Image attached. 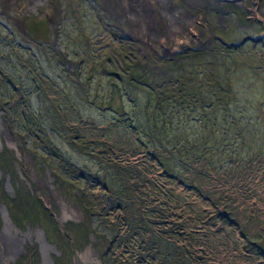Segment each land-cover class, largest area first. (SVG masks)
<instances>
[{
  "label": "trees",
  "instance_id": "16d2710c",
  "mask_svg": "<svg viewBox=\"0 0 264 264\" xmlns=\"http://www.w3.org/2000/svg\"><path fill=\"white\" fill-rule=\"evenodd\" d=\"M46 20L47 17L44 21L31 22L37 24L34 33L38 34L41 28L40 31L46 34L45 38L49 34ZM27 22L26 18L25 31L29 32ZM214 46L203 51L205 56H200L207 63L197 67L195 63L200 60L180 56L170 69L152 71V79L145 75L143 80H148H144L146 84L142 82V85L130 84L122 76L119 80L112 75L114 69H107L105 72L111 75L106 73L104 83L110 85L111 78L116 88H111L113 83L106 88L115 92V96L108 100L113 102L105 104L96 102L101 100L96 97L98 95L92 100L80 97V93H89L91 87H95L91 79L93 73L84 84L78 81V77L88 75V71L84 68L81 74L78 71L76 75L73 73L79 83L74 90L76 100L97 105L99 109L107 105L110 110L118 113L121 111L118 108H123L131 95L125 96L122 93L126 88L132 86L143 92L144 99H139L133 88L126 89L134 95L130 99L134 105L141 101L143 105L145 101L150 107L148 112L151 114L145 118L146 122L144 118L143 121L139 118L140 112L135 111L137 116L132 118L128 127L119 126V117H115V121L109 120L106 125L94 123L95 126L88 127L84 123L88 119L70 117L73 109L62 92L64 82L57 87L60 97L58 93L57 96L55 93L50 96V102L54 104L46 102L43 111L39 110L40 115L28 105L20 111L3 109L6 111L8 128L17 137L19 153L29 156L35 166L41 165L44 171L48 170L61 192L70 197L83 213L82 221L60 222L57 220L58 210L55 206L47 208L32 188L23 189L15 178L13 183L12 174L9 170L6 172L13 195L7 193L4 185L1 199L8 214L17 228L23 225L13 215L12 201L21 213L24 226L35 223L43 230L48 242L55 246V252L51 253L52 264H72L71 260H67L87 245H91L97 252L101 264H209L204 260L206 256L203 251L205 247L214 244L216 234L225 232L238 233L243 245L255 246L254 255L264 260V225L254 212L257 209L249 207L253 208L251 212L248 207L240 206L231 197L232 193L225 191L227 187H247L249 182L260 180L264 173V151L260 147H252L258 143L253 126L260 118L255 117L254 107L246 102V95L239 104L242 111L251 108V117H246L242 122L233 118V112L228 107L232 87L227 85V80L231 78L225 77V66L221 61L222 74L213 64L210 56L221 53L213 51ZM221 47L225 50L234 48L227 45ZM39 49L43 51L41 46ZM62 50L54 49L52 45V55L56 56L54 60L62 59L66 68L67 56L64 52L61 54ZM18 54L23 53L20 51ZM191 64L196 66V76L189 73L191 79L188 80L187 88L176 91L184 97H168L174 86L163 81L164 74L174 72L181 75L189 71ZM0 69V80L1 77L4 79L3 75L11 74ZM96 71L100 73L98 69ZM61 72L62 80L65 79L71 86L77 84H73L69 71L65 73L61 69ZM37 78L42 83L49 82V78L42 73L38 72ZM4 82L11 83L8 79H4ZM139 85V89L136 88ZM209 85H215L214 93H211ZM18 86L22 88V83L18 82ZM11 87L9 92L14 91ZM96 87L93 92L101 93ZM7 89H2L0 94ZM237 92L233 93L234 96ZM65 122L68 125L67 142L72 149L77 150L80 161L74 162L72 156L59 147L45 125L50 124L56 134L64 136L59 129ZM138 124L143 131L142 136L136 129ZM188 124L193 127L188 128ZM96 127L100 131L94 135ZM151 133L158 137H168V141L176 139L171 146L160 144L165 150V157L159 158L157 143L142 139ZM131 134L134 137H130ZM128 142L131 144L125 145ZM209 145L214 146L212 152ZM245 148L248 151L243 156ZM144 149L150 154H146ZM11 150L3 146L0 151V168L11 166L16 174V166L20 165V161L17 152ZM200 151L204 153L203 156H199ZM187 155L191 156L190 161L183 162L182 159ZM175 157L181 164H176ZM242 203L246 205V202ZM32 244L29 243L28 247ZM29 259L30 264H35L34 261L39 262L41 257L29 256Z\"/></svg>",
  "mask_w": 264,
  "mask_h": 264
},
{
  "label": "rangeland",
  "instance_id": "374dc122",
  "mask_svg": "<svg viewBox=\"0 0 264 264\" xmlns=\"http://www.w3.org/2000/svg\"><path fill=\"white\" fill-rule=\"evenodd\" d=\"M16 1L17 0H0V67L3 70L11 73L10 75H3L5 80L8 79L11 81L10 84L4 82V79L2 77L1 79L3 81L0 80V91L8 87L7 90L2 91V95L0 94L2 100L0 101V120L3 125L2 127L0 126V151L5 145L8 149H12L11 151L17 152L16 155L18 157V160L20 161V165L16 166V174H14L11 166H9V168L6 167L5 169L4 167L0 168V220L2 222V224H0V264H30L29 256L30 258H32V256L38 258L39 255L41 257V260L39 262L34 261L35 264H45V254H51L52 252L54 253L55 246L48 242L44 232L42 231V233L39 226L35 223L33 225L24 226L25 222L22 219L21 213L12 201H10V204L13 215L18 220H20L21 224H23L21 226L22 229L21 227L17 228L12 220L7 221L3 213V206L5 204L2 201V187L5 185L7 193L13 195L12 187L10 186V179L6 172L9 170V173L12 174L11 180L13 183L15 182V178L20 183V186L24 187L23 189L32 188L34 190V194L44 202V205L47 208L55 206L58 210L56 215L57 220H59L60 222H66L68 220H73L75 222L82 221L83 213L78 205L75 204L70 197L64 195L61 192L60 188L55 183L53 176L48 170L44 171L41 165L35 166L30 160L29 156H24L25 154L23 155L22 153H19L17 137H15L11 133L12 129H9L7 126L5 117L6 111H4L3 109L9 108L10 110L17 109V111H20L25 105H28L29 107L33 108L32 110H36L39 114L40 111H43V106H45L46 102H50V96H52L54 93L55 96H57L58 93V96L60 97V91L57 87L62 82H64L62 92L66 95V99L72 104L70 105V108L72 107L73 109L72 115H70V117H80L85 120L88 119V121L84 122L88 127L95 126L94 123L106 125L109 120H117L115 117L120 118L118 124L121 128L123 125H127L126 127H128L129 123H132L133 121L132 118L137 116L135 111L140 112L139 118L142 119V121L144 118L145 122L147 121V119L145 118H147V116H149L151 113L148 112V109H150V107L146 105L145 101L143 105L142 101L141 103L138 104L137 102V105H134V103L130 100L134 95L131 91L126 89L133 88L132 86L126 88L125 91L122 92L125 96H129L131 94V97L129 96L128 99H126L125 104H123V108H118L121 109V111L118 113L110 110L107 105L105 106L106 108L99 109L97 108V105L94 106L91 103L78 102L75 98L74 90L78 87L79 83H75V75L73 74V72L78 71V69L84 70V68L87 70L88 63L93 59V56L95 55L94 48L93 46H91L92 44L88 40L87 35L88 30H90L91 28L87 27L86 23H77L74 21L73 17H70L62 23H60L59 21V24L55 25L54 29V25L46 23L49 34L47 35V38H45L46 34L43 31H40L41 28H39L38 34L34 33L37 29V24H31V22H33L34 20L38 21L37 19H40L39 21H44L45 17H52L51 13L55 12V8H50L47 10V13H43L42 11L44 10L39 6L43 2V0H18V4H16ZM186 1V9L191 14L198 17V19L196 20L197 25L195 26L193 24H190V26H188V30L185 32L182 31L177 34H170V32L167 33L168 31L164 30L163 23L160 24L161 16L159 11L161 10L158 11V23L162 26V29L158 33L160 34V38L164 36L168 37V40L165 39L164 42L160 45V51H163V54H167L171 51H175L176 49H180L183 47L177 45V48L175 47L176 49H172V47L174 46H172L171 44L169 46L170 49L167 52V41L169 43L170 40L174 39V37L176 41H180L183 35L191 36L192 33L198 34L199 30H201L203 32L202 35L207 36V38H214L215 35L221 34L222 30L219 27L215 26V29L211 30L208 23L209 21H213L212 14L217 13V10H220L221 8H223L224 10L218 11V13L220 14L221 19L224 22L217 18L218 21H222V23L229 22L230 18L233 19V17L235 16L233 12L229 10L230 6L233 5H238L242 8L243 12L247 16L246 20L244 21L245 23L250 22L252 25L254 23L252 28L253 35L262 37L257 39L256 42H241L239 45H237V47L236 45L226 43H223L220 46H214L212 47V50L216 52L220 51L222 52V54H218L217 56L212 55L210 57L213 60V64L220 70V74L223 73L222 67L220 65L221 61V63H223V65L225 66V69H223L224 71H226L225 77L227 76L228 78H231V80H227V85L229 87H232V97H230V100H228V102L230 103L228 104V107L230 111L233 112V118H236L237 121L242 122L243 119H245L246 117L250 118L252 115L251 108L249 110L243 111L241 109L242 106L239 104V102L244 95H246V102L252 108L254 107L255 117L257 118L259 116L260 120H257L253 126L254 134L257 138L254 139H256L258 143H254L252 147H260L261 150L264 151V2L261 3V1L253 0L256 2L253 10L247 0H203L206 2V7H199L197 9L195 6L196 3H198L200 0L196 2H190L189 0ZM51 2L52 1H50V6H52ZM170 2L171 1H168V4L171 5ZM58 3L63 4L64 0H59ZM58 3L53 2V4L57 6ZM180 5L184 6L182 3ZM151 6L155 7L157 10L158 8H160L155 0L152 1ZM118 12V17H120L122 12ZM36 14L38 16H35ZM204 15L209 18L208 22L204 19ZM35 17L39 18L36 19ZM26 18L28 19V33L24 28V20ZM126 21L129 23L128 25H132L128 20ZM187 24L188 22L185 21L184 25ZM123 25L126 27L125 21L123 22ZM142 33L144 32L142 31ZM238 34H240V36H243V31H238ZM112 35L113 34L109 33H107V36L103 35L104 40H106L107 37H109L110 39ZM229 35L233 36L234 33H230ZM236 36L237 34L229 40H235ZM157 38L159 39V36ZM160 40L159 42L157 41L158 43H156L159 44ZM224 40L227 42L229 41L226 39ZM183 42L184 41H180V44H182ZM52 45L54 46V49H63L61 54L63 55L64 52L65 56H67L65 61L67 63L66 68L63 64L62 59H60L59 61L57 59L56 61L54 60V57L56 56L52 55ZM153 45L155 46V44ZM222 45H228L229 47L234 48L225 50L226 48L221 47ZM40 46L43 48V51L39 49ZM20 51L23 54H18ZM205 55L206 54L204 53L196 54L194 51L188 49L180 54V56L191 58V60H200L199 62L195 63L197 64V67H199L198 65L200 64L207 63L206 60H201L200 57ZM109 63H112V61H110ZM24 65H27V67H25ZM155 65L157 66V63ZM81 66H83L84 68H82ZM196 66L192 65L189 71H185L181 75H178L174 72L164 74L163 81H166L167 83L170 82L171 85L174 86V89L169 91L170 96L168 97H171L173 99L184 97L183 94H178L176 91L178 89L187 88V85L189 83L188 80L191 79L188 74L193 73V76L195 77L196 73H194L195 71L192 68ZM61 69L63 70V72L69 71L72 74L71 77L72 81L74 82L73 84L76 85H72V87L69 83L65 82V79L62 80L63 74H61ZM38 72L48 77L49 82L42 83L40 79L37 78ZM11 75L13 76V78ZM89 75H91L90 72H88V75L78 77V81L84 84L87 80H89ZM105 76L106 74L98 72H94V74L91 75V79L94 82L96 79L97 84H95V87L96 85H98L96 88L101 93H94L93 91L95 90V87L92 86L91 92H82L80 93V97L87 100H92L94 96L98 95L96 97L101 98L100 101H96L98 104L113 102L108 100L115 96V92L106 89L107 87L111 86L113 81L111 78H109L110 85H107L106 83H104ZM138 76L139 75L137 73H134L133 78L136 79ZM120 77L121 76H118V79ZM139 78L143 80L142 77ZM18 82L22 83V88L18 86ZM155 82L156 84H158L157 79ZM140 85H142V83H140ZM140 85L136 88L140 87ZM11 86H13L14 88L13 92H9V88ZM209 86L212 90L211 93H214L213 87H215V85ZM111 88H116V85L113 83ZM40 90L43 92L42 95V92ZM235 91H238L236 96H234L233 94ZM134 92L139 99H144L145 94L143 92L135 89ZM62 99L65 100L64 97H62ZM50 103L54 104L53 102ZM138 105L139 107L135 108V106ZM233 106L236 109H234ZM45 125L47 126L48 131L52 135L54 141L59 145V147L66 154L72 156V160L74 162L80 161L77 150L72 149L70 147V144L67 142L66 136L68 134V125H66V122L64 126L60 127L59 129L60 132L64 134V136L56 134V131H54L50 127V124L45 123ZM187 127L192 128L193 125L188 124ZM13 129H15V127ZM136 129L142 136L143 131L140 127V124H138V127ZM98 130L100 131V129L97 127L94 129V135L98 134ZM114 131L115 130L113 129V132ZM132 135L134 134H131L130 137H134ZM142 139L150 143H157L156 145L158 149L156 148V151H158V153L160 154L159 158L165 157V150L161 145L171 146L174 141H176V139H173L174 141H168V137H158L153 133H151L150 135H144ZM230 141L231 143H233V140L230 139ZM130 144L131 142L125 143V145L127 146ZM209 148L212 152L214 146L209 145ZM247 151L248 148H245L243 156L246 155ZM144 152H146V154H150L147 149H144ZM202 154L204 155V153L200 151L199 156H203ZM6 155L9 156L8 153H6ZM174 156L175 155L171 157ZM182 156L183 155H180V157ZM4 158V160L7 162V157L5 156ZM190 158L191 156L187 155V157L185 159L183 158L182 161L189 162ZM167 159L169 160V157H167ZM174 159L176 160V164H181L177 157H175ZM225 161H227V159H225ZM2 164L4 165L3 161ZM262 168H264V164H262ZM235 188L236 189H230L229 187H227L225 188V191L231 192V197L240 206L248 207L251 212H253V208L249 207H254L255 209H257L254 210V212L262 220L261 224L264 225V173L262 177H260V180L256 179L255 181L249 182L247 187L237 186ZM242 202H246V205H244ZM6 216L7 218H10L9 214H6ZM7 222L10 225V231L8 232V234L16 238V245L13 248L10 246L9 241L7 240L4 233ZM38 232H40L44 236L45 242L50 246L48 250L44 249V244L42 243ZM239 239L240 237L238 233L230 234L225 232V234H216L213 241L214 244L211 247H205L206 249L203 251L204 255L206 256L204 260L208 261L209 264H264V260L258 258L256 254L254 255L253 253L255 252L254 250L256 249V247L243 245L244 242ZM29 243L33 244L28 247ZM38 252H40V254ZM70 260L72 261V264H101L97 252L93 247H91V245H87L81 251L76 252V255L70 257V259H68L67 261L69 262ZM46 264L52 263L48 261Z\"/></svg>",
  "mask_w": 264,
  "mask_h": 264
},
{
  "label": "flooded vegetation",
  "instance_id": "af4514ba",
  "mask_svg": "<svg viewBox=\"0 0 264 264\" xmlns=\"http://www.w3.org/2000/svg\"><path fill=\"white\" fill-rule=\"evenodd\" d=\"M50 1H52V6H50ZM152 1L153 0H64V3L62 4L58 3L59 0H43L41 5L39 6L44 10L42 11L43 13H47V10L50 8H55V12L51 13L52 17H47L46 22L48 21V24L50 23L51 25L55 26L59 24V21L60 23H62L68 18L73 17L75 22L86 23L87 27L91 28L90 30H88L87 35L88 40L92 44L91 46H93L94 48L95 55L87 65L88 72L94 74V72L97 73L96 70L98 69V71L102 74L107 73L108 75H111V73L105 71L109 68H112V71L114 69L112 75H115L117 77L122 76V78H124V80L130 84H140L142 82L143 84H146L145 81L148 79H144L145 81H142L139 77L143 78L146 74L147 76H151L152 79V71H156V69H160L161 71L170 69L172 65L176 64L175 61L186 49L200 54L212 45L218 46L226 43L236 45L237 47V45H239L241 42H256L257 39L262 38L253 35L252 28L254 23L253 25L250 22L245 23L244 21L246 20L247 16L243 12L242 8L238 5H233L230 6L229 10L232 11L235 16L233 17V19L230 18L229 22L222 23L223 20L218 13V11L224 10L223 8H221L220 10H217V13L212 14L213 21H209L208 23L211 30L215 29V26L219 27L222 30L221 34L215 35L214 38H207V36L202 35L203 32L199 30L198 34L192 33L191 36L183 35L182 39L180 40L184 41L182 44H180V41H176L175 37L168 43V37L163 35L164 37L160 38V34L158 33L160 31L159 28H162V26L158 23V11L161 10L159 11V13L161 16L160 24H162V17L164 15L163 7L168 10H172V15L174 14L178 16L179 13L188 11L186 9L187 1L155 0V2L160 6L158 10L155 7L151 6ZM168 1H171V5L168 4ZM189 1L191 2V0ZM196 1L198 0H194L193 2ZM258 1H261V3L264 2L263 0ZM53 2H57L58 6L53 4ZM247 2L254 10L256 2L253 0H247ZM181 3L184 6H181ZM16 4H18V0L16 1ZM195 7L196 9L199 7L205 8L206 2L200 0L198 3H196ZM118 11L122 12L120 17H118ZM188 13L189 17L191 16L193 22L198 19V17L194 16L189 11ZM217 18L222 21H218ZM113 19H115L116 21ZM204 19L208 22L209 18L204 15ZM37 20L39 21L40 19ZM126 20H128L132 25H128L129 23ZM38 21L34 22L37 23ZM124 21L126 23V27L123 25ZM191 24L195 26L197 25V23ZM188 26H190V24H188ZM163 27L165 30L164 24ZM141 30L144 33H142ZM187 30L188 29H186V31ZM238 31H243V36H240V34H238ZM183 32H185V30ZM107 33L113 35L110 39L109 37H107V39L104 40V36H107ZM230 33H234L233 36L237 34L235 40H229L233 38L232 35H229ZM158 36L159 39L157 38ZM165 39H167L166 41L168 44L166 45L167 52L169 51V46L171 44L172 46H174L172 47V49H176L177 45L183 47L180 49H176L175 51H171L167 54H163V51H160V45L164 42ZM224 39L229 41L227 42ZM159 40L160 43L157 44ZM153 44H155V46ZM110 61H112V63H109ZM156 63L157 66L155 65ZM81 67L84 68L83 66ZM193 69L196 68L194 67ZM83 71V69H78V73L80 74ZM73 73L75 75L77 74L76 71H74ZM134 73H137L139 75L136 79L133 78ZM75 83H78L77 78L75 79ZM95 84L96 79L94 85Z\"/></svg>",
  "mask_w": 264,
  "mask_h": 264
},
{
  "label": "bare ground",
  "instance_id": "6f19581e",
  "mask_svg": "<svg viewBox=\"0 0 264 264\" xmlns=\"http://www.w3.org/2000/svg\"><path fill=\"white\" fill-rule=\"evenodd\" d=\"M192 1H194V0H191V2ZM162 3H163V1H162ZM163 10H164V15L162 17V20H163V24L166 27L165 30L168 31L167 33L170 32V33L175 34V33H178L179 31H184V30L186 31V29H188V24L197 23L196 21L193 22L191 16L189 17L188 11H183L182 13H179L178 16H176L174 14L173 15L171 14V13H173L172 10H168L164 7H163ZM163 10H162V12H163ZM185 21L188 22L187 25H184ZM161 29L162 28H159V30H161ZM0 126L1 127L3 126L1 120H0ZM3 213L6 217V220L8 221L9 218H7L4 210H3ZM9 228H10V225L7 222L4 233L6 235L7 240L9 241L10 246L13 248L16 245V240H15L16 238L8 234V232L10 231ZM38 234H39L40 239L42 240V243L44 244V249L48 250L50 248V246H48V244L45 242L44 236L40 232H38ZM45 255H46L45 260L47 261L48 260L47 254H45ZM46 261H45V264H46Z\"/></svg>",
  "mask_w": 264,
  "mask_h": 264
},
{
  "label": "water",
  "instance_id": "95a60500",
  "mask_svg": "<svg viewBox=\"0 0 264 264\" xmlns=\"http://www.w3.org/2000/svg\"><path fill=\"white\" fill-rule=\"evenodd\" d=\"M11 186V185H10ZM4 205V204H3ZM3 208H4V212L6 213V214H8V210H7V208H6V206L4 205L3 206ZM9 218V217H8ZM11 220V218H9V221ZM41 230V232L43 231L42 229H40ZM43 233V232H42ZM49 246V245H48ZM47 257H48V260L46 261V263L48 262V261H50V263H52V258H51V254H47Z\"/></svg>",
  "mask_w": 264,
  "mask_h": 264
},
{
  "label": "clouds",
  "instance_id": "9594fccd",
  "mask_svg": "<svg viewBox=\"0 0 264 264\" xmlns=\"http://www.w3.org/2000/svg\"><path fill=\"white\" fill-rule=\"evenodd\" d=\"M24 28H25V26H24ZM26 30V29H25ZM28 33V32H27Z\"/></svg>",
  "mask_w": 264,
  "mask_h": 264
}]
</instances>
